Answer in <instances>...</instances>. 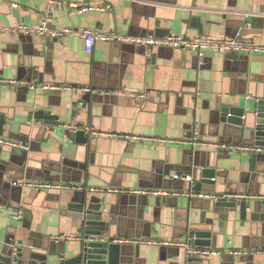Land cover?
Wrapping results in <instances>:
<instances>
[{
	"label": "crops",
	"instance_id": "1",
	"mask_svg": "<svg viewBox=\"0 0 264 264\" xmlns=\"http://www.w3.org/2000/svg\"><path fill=\"white\" fill-rule=\"evenodd\" d=\"M54 1L48 18L53 30L97 29L132 40L241 36L264 44V0ZM48 6L49 0H0V26L36 29ZM31 85L88 90L35 91ZM262 98L264 55L207 51L199 66L193 51L160 47L149 52L126 41L98 42L88 54L80 36L49 39L0 31V137L28 145L25 150L0 147V205L24 212L18 224L12 210L0 208V257L16 241L20 264H57L79 244L82 221L70 215L69 206L84 198L101 209L117 241L190 244L189 232L205 229L201 216L214 201L188 196L191 185L174 177L192 175L196 188L203 172L215 169L216 181L202 185L201 192L246 195L252 209L244 223L235 214L225 231L216 222L212 248L255 254L200 262L264 264V168L252 173L251 154L212 145L251 146L241 127L222 121L221 109L251 106ZM42 109L59 116L62 126H89L99 135L86 144L71 141L72 133L34 119ZM196 124L203 145L192 148L182 141L192 138ZM22 179L58 187L35 191L11 185ZM152 189L183 195L123 192ZM122 246L135 264H186L183 247Z\"/></svg>",
	"mask_w": 264,
	"mask_h": 264
},
{
	"label": "built area",
	"instance_id": "2",
	"mask_svg": "<svg viewBox=\"0 0 264 264\" xmlns=\"http://www.w3.org/2000/svg\"><path fill=\"white\" fill-rule=\"evenodd\" d=\"M56 2L54 0H49V9L47 12L46 19L43 21L42 25L36 29H30L28 27H25L24 25H19L14 28H5L0 26V31H9L11 33L15 34H22V35H40L48 38H54V39H62L67 36H80L82 37L84 41V49L86 53L93 54L95 51L96 45L98 42H104V43H116V42H126V41H132L136 44H141L147 47L149 52H152L156 48L160 47H170L174 49L175 51H181V52H189L193 51L196 52L198 60H199V66H203L205 64V53L207 51H218L223 53H233V54H243L246 56H253V55H264V44L257 43L254 40L251 39H244L241 38V36H237L235 38H227V39H211L207 37H198L195 39H187L184 36H169L163 39L155 38L153 36L144 38V39H126L120 35H117L112 32H102L97 29H87L82 31L81 33L76 32L74 29L71 28H65L61 30H53L50 28L48 24V18L51 12V6L55 5ZM72 8L78 9L80 12H85L86 8H79L77 6H71ZM6 84H17V82H8L5 81ZM39 88H42L43 90H73V91H85L88 89H82L80 87H71L69 85H64L62 87H50V86H37V85H31L30 89L37 91ZM35 121L30 122L31 125H35ZM63 129L68 131L69 133H77L79 131L84 132L85 136L90 138L93 136H98L99 133L96 132L93 128L89 126H62ZM121 137V136H119ZM124 139H129V136H122ZM138 139V138H136ZM162 142H171V143H181L180 141H162ZM186 145L195 148L203 145V139L201 136L200 131V125L196 124L193 129V136L190 140L182 141ZM215 148L219 150H228V151H238L240 153H247L252 154L254 152H263L261 149L255 147V146H228L223 143H216L212 144ZM0 147H9V148H21L25 150L28 149V145L25 146L22 143H19L17 141H12L9 139L1 138L0 137ZM175 180H180L182 182H185L189 185H191V190L188 194V196L197 197L200 199H210L214 202L218 201V197L216 194L212 193H206V192H198L195 191V179L192 175L188 174H182V175H176L174 177ZM216 179H213V182H215ZM11 185L14 187H18L20 189H32L35 191H40L43 189H51L54 187H58L56 184L51 183H39V182H33L29 181L27 179L22 180H14L11 182ZM80 190H82L80 188ZM94 191V190H92ZM124 193H130V194H138V195H150V196H159V197H166L168 195L173 196H181L183 193L181 192H170L167 190H131V191H123ZM224 198L229 200H244L247 199L246 195L237 194V195H224ZM261 200H264V197L260 198ZM0 208H7L9 210H12L14 212L13 218L14 220L19 224L24 219V212L21 207H14V206H3L0 205ZM131 243L135 245L140 244H153L158 243L162 246H168V247H183L186 250V257L187 259H211L215 257H223V256H230V257H243V256H251L254 255L255 252L247 251V250H217L213 248H198V247H192L188 243H184L180 240H172V241H149V240H136V241H124V240H118L117 243L124 244V243ZM10 249L12 251V258H13V264H17V259L20 254V246L16 241H13L10 244ZM257 252V251H256ZM261 253H264V251H260Z\"/></svg>",
	"mask_w": 264,
	"mask_h": 264
},
{
	"label": "water",
	"instance_id": "3",
	"mask_svg": "<svg viewBox=\"0 0 264 264\" xmlns=\"http://www.w3.org/2000/svg\"><path fill=\"white\" fill-rule=\"evenodd\" d=\"M241 28L238 29V32ZM221 116L223 122L241 127L244 133L252 138L254 143L251 146L263 151L252 153L249 159L250 171L252 173L260 172L264 168V98L251 106L232 107L224 105L221 109ZM33 117L45 125L51 126L56 132L62 128L60 117L52 115L49 110H39ZM68 138L79 144H86L89 141V138L82 131L72 133ZM22 144L27 146L26 143ZM215 174V169L204 171L202 181L194 190L201 192L202 185H213ZM217 197L218 201L210 204L201 216L200 224L205 226V229H192L189 232L192 247L212 248L214 246L217 235L214 234L213 226L216 222H218V227L225 231L227 225L235 220L237 213H239L240 221L243 223L247 221L248 211L252 209L248 199L229 200L224 198V194H217ZM69 208L71 210L70 215L82 221V226L78 230L80 240H78L77 246L66 250L64 258L57 264H135L134 257L127 253L122 244L117 243V237L111 234L112 224L105 220L101 209L88 204L87 198L80 202L74 200ZM0 264H13L12 251L2 253ZM17 264H20L19 261ZM186 264L202 263L200 259L186 258Z\"/></svg>",
	"mask_w": 264,
	"mask_h": 264
}]
</instances>
